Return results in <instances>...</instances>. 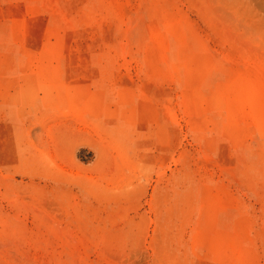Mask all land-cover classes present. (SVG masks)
Here are the masks:
<instances>
[{"label":"rangeland","instance_id":"1","mask_svg":"<svg viewBox=\"0 0 264 264\" xmlns=\"http://www.w3.org/2000/svg\"><path fill=\"white\" fill-rule=\"evenodd\" d=\"M0 264H264V0H0Z\"/></svg>","mask_w":264,"mask_h":264}]
</instances>
